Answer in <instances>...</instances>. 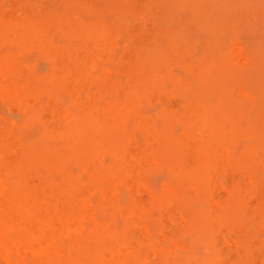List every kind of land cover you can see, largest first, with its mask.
<instances>
[{
	"label": "bare ground",
	"instance_id": "1",
	"mask_svg": "<svg viewBox=\"0 0 264 264\" xmlns=\"http://www.w3.org/2000/svg\"><path fill=\"white\" fill-rule=\"evenodd\" d=\"M3 1L6 6L8 4L10 6L5 7ZM60 1L65 7L63 12L46 10L44 4L35 11L37 9L32 7L33 3L30 0H26L27 4H24V0L0 1V45L3 46L2 48L0 46V51L3 52L0 56V101H4L8 108L22 113L20 123L4 119L0 115V264H144L146 261H152L153 264H233L235 255L232 256V253H236V248L237 254L240 250L242 251L240 253L249 251L248 255H253L250 250L257 249L255 247L260 243L257 244V236L255 239L247 237L246 232L251 224L249 221L238 219L234 224L231 219L226 218L224 227L221 226L230 231L231 239L224 240L219 234V225L222 222L219 211L228 206L227 202L230 204L233 202L232 205L236 206L234 197L241 191L237 192L238 189L234 190L235 187L231 190L229 185L240 176L242 168L238 171L233 165L220 167L222 150L229 144L217 146L215 144L217 140L213 143L217 147H214L208 136L203 135L204 126L212 125L209 123L211 119L209 117L221 113L220 108L216 109L218 103H214L215 108L209 104L208 108L211 106L217 110L216 113L219 111L218 114L210 112L209 117L208 110L200 115L201 109H198L200 116L196 115L194 100L188 106L183 101L181 104L186 108L178 115L173 111L171 115L167 113L169 116L165 117V113L170 110L168 104L174 97L171 92L174 83L172 85L167 79L164 83L160 82L162 79L159 72L162 71L157 70V65L159 67L157 58L151 57L153 50L155 51L154 47L150 56L148 53L151 52L147 51L148 55H144L140 50L143 56L132 50H123L119 56V48L118 51L115 50L117 38L115 34L119 33L114 32L115 30L121 32L122 28L119 29L118 26L115 28V25L113 27L115 30L111 31L112 28L110 29L111 26L108 25L111 22L108 21L106 24V18H103L105 22L101 20L90 22L88 18L86 19V13L92 11V3L84 4L83 0ZM119 3L122 4L121 1ZM79 5L83 8L85 17H81L83 13L80 15L68 12L70 8ZM50 25L51 27L58 25L60 28L59 30L56 27V30L60 31V38L57 40L58 32L54 30L55 28L51 29ZM131 39L130 36L129 40ZM133 40L136 43L135 39ZM110 41L114 45L113 48L108 47ZM26 46L35 48L36 62L37 60L39 62L38 57L41 56V59L49 60L48 63L51 64V71L44 78L42 88L27 80L25 73L30 62L20 60L18 52ZM13 47H16V52ZM5 48L8 50L4 51ZM36 50L40 53L37 54L38 59ZM160 50L162 51L161 47ZM96 56L101 58L104 56L102 60L106 57L109 66H103L101 71L99 65L102 60L97 61ZM116 62L119 63L117 68ZM145 63L148 65L146 67L149 71L145 72L148 75L142 74ZM110 65L111 69L114 66V70L109 68ZM202 65L205 67L204 63ZM115 68L122 73H128V78L123 74L117 76ZM199 70H202V67ZM204 71L200 73L207 72ZM118 77L124 78L120 81ZM219 81L221 80L217 81L220 85ZM144 82L153 88L149 91L148 87L141 86ZM182 82L186 85L184 81ZM96 84L98 88L93 90ZM141 87L147 89L144 91V94L149 95L147 99L164 103H161L163 106L161 105L162 108L158 111L161 116L158 114L157 118L152 117V120L156 119L157 122L148 120L149 116L139 110L144 109L138 106ZM181 87L182 84L179 93L183 91ZM178 89L176 88V93ZM62 92L69 98L68 105L61 102ZM110 93L115 94L114 101L103 102L104 97ZM221 93L219 97L223 95ZM190 97L191 95L188 96ZM143 99L147 100L146 97ZM144 100L141 98L140 101ZM236 111L233 110L234 114ZM128 118L134 119L142 139L135 131H126L123 128L122 122ZM178 119L183 123L179 121L175 123ZM211 120L215 122L213 118ZM30 122L39 124L40 139L24 138L23 127ZM158 122H163V128ZM176 125L182 129L184 127L183 130L187 131L189 138L176 137L174 131L172 132L173 126ZM216 126L218 127V124ZM208 132L210 133V131L206 133ZM218 138L221 143V138ZM101 153L112 157L113 162L107 164L100 156ZM249 155L247 156L250 157ZM247 156L245 154L242 157ZM69 159H74L75 167L79 173L86 175L87 179H82L80 174H65ZM252 160L246 159L244 165L249 166ZM151 166L166 171L170 183L173 181L171 185L176 192V202L186 204L188 207H185L182 214L183 221L173 207V200L168 199L163 192L161 195L156 189L152 191L148 178ZM244 170L241 173H244ZM217 174L224 176V179L227 177L228 186L218 183ZM119 182L124 184V192L130 197L127 204H121L117 194L116 185ZM256 191L250 192L253 195L252 204L251 198L247 199V195V200H244L245 202L250 200L248 204L238 206L239 208L242 205L239 209L249 216L258 215L256 202L264 200V191L254 196ZM154 192L160 195L156 194L159 198L155 197ZM194 192L201 195L198 200L200 205L192 204L193 201L189 198ZM94 197L97 198L96 202L92 201ZM154 208L158 212L156 218L152 217ZM87 217H95L97 221L84 226L82 219ZM138 219L145 221L150 231H155L159 226L160 228L163 226L162 230H165L166 224L171 225L166 233L173 236V240L171 238L170 241L175 244L181 239L180 235L189 233L192 242L189 245L188 257L181 259L175 253L170 255L174 249L172 246V249L166 248L167 251L171 249L169 254L166 250L162 251L164 249H160L161 252L156 251L149 239L136 235L133 223ZM252 224L257 225L255 222ZM174 231H177V234L173 235ZM251 255L247 258L246 264H249L247 261L250 262ZM254 259L256 260L255 256L251 260L252 263Z\"/></svg>",
	"mask_w": 264,
	"mask_h": 264
},
{
	"label": "rangeland",
	"instance_id": "2",
	"mask_svg": "<svg viewBox=\"0 0 264 264\" xmlns=\"http://www.w3.org/2000/svg\"><path fill=\"white\" fill-rule=\"evenodd\" d=\"M6 1H9V0H6ZM120 1L122 2V4L119 3ZM30 2H32L33 4L36 3V5L31 4L34 9H37L35 11H38L39 8L43 7V4H44V7H46L45 8L46 10L51 9V10L59 11V12L65 11L64 10L65 7L63 6L60 0H30ZM37 2H40L39 3L40 5ZM51 2H53V4ZM83 2L84 4L85 3L93 4L91 13L90 12L86 13L87 15L86 19L88 18L90 22L91 21L94 22L95 20H96L95 22H98L100 20L105 22L106 20V24L111 22L110 24H108L109 26H111L110 29L112 28L111 31L112 30L114 31L117 26L119 29L122 28L120 29L121 32L120 31L118 32V30L117 31L115 30L114 32V34L119 33L118 35L115 34L117 37V38L115 37L116 38L115 50L116 51L119 50L118 51L119 56L120 54H122V52H124L123 50H130V51L132 50L136 52L138 51L139 53L141 51V53L144 52L143 53L144 55L149 54L150 56L152 55L151 50H153V47L155 51L157 50L161 51L160 50V47H161L162 49L161 52H163L164 54L161 52L159 53L158 51L155 52L153 50V55L151 56V57L155 56V58H157L158 64H159V67L157 65V68H158L157 70L162 71V72H159V76L162 79L160 82L164 83L165 82L164 80L167 79L168 81L167 80L166 81L172 83V85L174 83V86H171V84H169L171 86V92L174 97L168 104V107H170V110L165 113L166 114L165 117L169 116L167 115V113L171 115V112L173 111L177 113V114L175 113V115H178L179 112H181L183 109L186 108L181 103L185 101L186 106H188V104L191 103L192 100H194V103H195L194 107L196 108V115L198 117L207 110H208L207 114H209L207 115L208 117L210 116V112L218 114V112L220 111L222 113V115L221 113H219V115H213L215 117H211V116L209 117L211 119L213 118L215 122H212V120L209 119V123H211L212 125L206 124L204 126L203 135L206 137L208 136L207 138L211 144L215 143L217 140L218 141L215 143L217 144V146L218 145L221 146L222 144H229L228 146H226L227 147L226 149L227 150L229 149L230 151H227L225 148L222 150L223 157L220 158V164H219L220 167L223 168V165H225V167H229V166L231 167V165H233L234 168H236L238 171H240L239 169L241 168H242L241 171L245 169L244 173L246 174L241 173L240 171V176H239L240 178L238 177L233 182L234 186H233V183L229 185L231 190L233 187H235V189L233 188L234 190H236L237 188L238 189L237 192H239V190L241 192L238 193L234 197V202L237 207L233 206L232 205L233 202L231 201L232 204H230V202H227L228 206L224 210L219 211L220 218L222 221L219 225L220 227L219 234L223 236L224 240L231 239L230 231H227L226 228H223L225 224L224 221L226 218H229V220L231 219L234 222V224L236 223L238 219L249 221L251 224H250V228L246 232L247 237L254 238L255 236H257L259 239L258 240L256 237L257 244L262 243V245L261 246L260 244L256 245L258 247H255V248H257L258 250L257 249L250 250V253H252L255 256L256 260L254 259L255 261H253L254 263H252L251 260L253 259L254 256L250 254L252 256L251 260L249 259L251 263L249 261H247V263L264 264L263 263L264 257H262L264 256V253H263L264 252V249H263L264 248V240H263L264 235H262L264 234V200H260L259 202L257 200L256 202L258 204V209H259L257 210L259 212L258 213L259 218H258V215L249 216L243 210H240L242 208V205L241 207H239L240 209L238 208L240 204H245L250 201L249 200L245 202L247 199L251 198L250 204L253 203L252 201L253 195L250 192H254L257 190L256 194H254V196H256L259 192L264 191V187L261 188L262 186H264V141H263L264 140V0H170V1L169 0H83ZM25 3H26V0H24V4ZM170 3L172 5H170ZM5 4L6 3L4 2L3 5L5 7L10 6L9 4L7 6ZM20 6L22 7V9H24L22 5ZM36 6L37 7L40 6V7L37 8ZM123 6L124 8H121ZM24 7L25 9H27L26 5ZM68 10L69 9H67V11ZM99 11H102V12H99ZM68 12L76 13V14L83 13L82 15L80 14L81 17L85 15L84 14L85 12L83 11V8L81 7V5L70 8V11ZM116 13L118 14L119 17L116 16L117 15ZM98 17L100 19H98ZM93 18L94 20H92ZM103 18H106V19L104 20ZM115 18L116 20L114 21ZM119 22L121 23V25H119ZM64 24L66 25V22H64ZM114 26L115 28H113ZM56 27L60 30L58 25ZM56 27L54 25V27H51V29L55 28L54 30H56ZM53 31L52 32L50 31V32L53 33ZM56 31H54V33ZM59 32L56 34V40L57 38H60ZM166 34L168 35L169 38L166 37L167 36ZM130 36L132 38L131 40H129ZM141 37H142V40H141ZM133 39H135L136 43L137 42L138 43L137 44L134 43ZM145 46L147 47L148 50L146 49ZM2 47L3 46H1V48ZM108 47L110 48L114 47L111 41L109 42ZM5 49L6 50L4 51L8 50L7 48ZM13 49H15V52H16V47H13ZM22 49H24L25 51ZM22 49L18 50L21 56L20 60H23V62H28V63L30 62V64H27V66L29 65L30 66L27 67L26 73H25L28 78L24 74L25 79L27 78V80H29V83L31 81L33 84H35V86L42 88L44 86V78L51 71L50 70L51 64L49 65L48 63L49 60L46 61V59L45 60L41 59V56H39L38 58H40V60H43V61L39 60L38 62L37 54L40 55V53H38L39 51L37 52L36 50L37 52L36 53L37 62H36L35 52H34L35 48L26 46V48L24 47ZM147 51L151 53H148ZM93 52H97V50L95 51L93 50ZM1 53L3 54V52L0 51V56H1ZM141 53L139 55H142ZM157 53L159 57L157 56ZM96 54L98 55V53ZM130 56H131V53H130ZM96 57H97V61H100L102 60L104 56L102 58L101 56L100 57L96 56ZM163 57H167V58L164 59ZM161 58H163L164 60ZM103 60H104V63H103ZM103 60L101 61L99 65V68H101L100 69L101 71L104 68L103 66L108 65L106 63L108 62L106 57ZM202 60H205V61H202ZM145 62H148V61L145 60ZM203 63L205 67H203L202 65ZM101 64L103 65L101 66ZM114 64L115 63L113 62V65ZM146 65L147 63H145V67H144L145 69L143 70L144 73H142L143 75L148 73L149 71ZM165 65L166 67H164ZM117 66H119V63L117 64L116 62L115 67L117 68ZM201 67H202V70H199L201 69ZM97 68H98V63H97ZM109 68L111 69V65ZM116 68H115V72H117V76H121V74H123L125 78H128L129 76L128 73L126 72L122 73L121 71H117ZM111 70H114V66L112 67ZM204 70L207 72H205ZM200 71L202 73L204 71L205 74L200 73ZM199 74H201V76H199ZM166 75H168L167 78H166ZM124 77H121L120 78L121 80L119 79V77L118 79L122 81V78ZM199 77H202V78H199ZM196 78H198L199 80L198 79L196 80ZM27 80H25V82H28ZM218 80H221L219 81L221 82L220 85L217 82ZM126 81H128V79H126ZM182 81H184L186 85H184ZM197 81L201 83H197ZM181 84H182L181 88H183V91L182 93H179L181 92V89H180ZM141 86L148 87L149 91L153 88L151 87V85H149L150 87L147 86V82H146V85L144 82L143 85ZM93 88H94L93 90H95V88L97 90L98 88L97 84H96V87H93ZM143 88L141 87V90H140L141 93H140V98H138L139 99L138 106L139 107L142 106V108H144L142 110H144V112H147V114L144 113L140 108L139 110L143 114H145L147 117L149 116L148 120L157 122L156 119L152 120L153 119L152 117L157 118L158 114H160L161 116V113H159L158 111L160 110V108H162L161 103L163 102L155 100V99L152 100L150 98L147 99L149 95L144 94V91H147V89L145 88L144 90ZM176 88H179L178 89L179 91H177L178 93L175 92ZM196 88L198 89L200 88V90ZM197 90L199 94L197 93ZM203 90L205 91L203 92ZM186 91L188 95H185L187 94ZM195 93H197V95ZM220 93L221 95L223 94L222 95L223 97L226 94L228 95V96L227 95L225 96L226 98L224 97V99L226 100H224L222 96L219 97ZM111 94L112 93H110V95H107L108 97L107 96L104 97V100L102 101L103 102L114 101L113 95L115 94H112V95ZM174 94H177V95H174ZM190 95L191 97L188 98V96ZM143 97H146L148 101L144 100L145 98L143 99ZM216 97H217V100H216ZM141 98L144 101H140ZM204 98L206 100H204ZM68 99L69 98H67V96L62 92L61 102H63L64 105H68V102H69ZM189 99H190V102H189ZM199 99L201 100V102ZM3 102L4 101L2 102L0 101V115L4 119H8V120L11 119V120H14L20 123V120H22L21 119L22 113L19 111L13 110L11 108H8V106L4 104ZM223 102H225L226 104ZM157 103H158V106H157ZM214 103H218L216 105V109L220 108V110L217 113L215 112L216 109H214L215 108ZM221 103L225 105L222 107L223 104L221 106L219 105ZM209 104H211V106L213 105L214 108L211 106L208 108ZM36 105H38V103H36ZM158 107L159 109L157 110ZM198 109H201V111ZM233 110L234 111L237 110L235 112L236 115L234 114ZM198 111H200V115ZM239 111H241L242 113H239ZM231 112H233V115L231 114ZM171 117L172 116H170V118ZM178 121L182 122L181 120L178 119L175 121V123H177ZM162 123L158 122L161 128H163ZM217 124H218V127L216 126ZM122 125L126 131L133 130L137 133L138 137L140 138L142 137L141 134H139L140 132L137 131V124L134 121V119L132 118L125 119L122 122ZM25 126L23 127V131H22L24 133L23 134L24 138L26 137L27 140L40 139V136H39L40 126L38 123L30 122V123L25 124ZM180 126H182V124ZM180 126L179 125L173 126L172 128V132L174 131L173 134L178 138H182V139L189 138L190 135L187 133V131L183 130L184 127L182 129V127ZM209 126L213 128L211 129ZM215 127L217 128L215 129ZM213 129L215 131H213ZM207 131H210V133L209 132L206 133ZM212 137H214V139H211ZM218 137L221 138L220 139L222 141L221 143ZM215 144H213V146ZM232 144H234L235 146H232ZM217 146H214V147H217ZM244 153L246 154V156L249 155L250 153H252V155H249L250 157L248 156L242 157V156H245ZM226 155H228V157ZM100 156L104 159V161L107 164H110L113 162L112 160L113 158L108 155H102L101 153ZM253 157L254 159L252 160ZM246 159H248V161L252 160L249 166L244 165V162L246 161ZM155 168L151 166L149 168V175H148L152 191L156 189L158 190V193H161V195L163 192L167 198L169 197L168 199L173 200L174 201L173 207L178 211V215L183 221L182 214L185 211V207H187L185 206L186 204L185 205L180 204L181 199L179 200L180 203L176 202L177 201L176 196H175L176 192H175V189L171 185L173 184V181H171L170 183V180L168 179V175L166 176V171L164 172L162 171V169L158 170L159 167L157 169ZM220 173L223 175H226L224 172H220ZM65 174L67 175H79L80 174L82 179H87L86 175L79 173L78 169L75 167L74 159H69L67 161V165L65 168ZM216 177L220 185L228 186V180L226 179L227 177L225 178L226 180L223 178L224 176L219 175V174H217ZM116 191H117L118 196L121 199V204H125V203L127 204L130 200V197L124 192V184L119 182L116 185ZM233 191H231V193H233ZM158 193L154 192L153 194H155V197H156V194ZM234 193H236V191ZM247 195H248V198L246 199ZM200 196L201 195L197 192L190 194L189 198L193 201L192 204L200 205L201 203L198 202ZM156 198H159V197L157 196ZM156 198H154V200H157ZM92 201L96 202L97 198L94 197ZM153 211L154 212L152 213V217L156 218L158 214L157 209L154 208ZM95 221H97V218L95 217H92V218L87 217V218L82 219V223L84 226L94 224ZM253 222H255L258 225V226L256 225L257 228L255 224H252ZM166 225L167 227L165 228V230L164 229L162 230L163 226H161V228L159 226L158 228L155 229V231H150L147 227L146 222L143 220L138 219L137 221L133 223L136 235L143 236L144 239H149L150 242L153 244V248L155 247L156 251L161 252L160 249H164L162 251H165L166 248L170 247L172 249L173 247L174 248L172 249L173 253H170V255L171 254L174 255L175 253L179 258L185 259L186 257H188V254H189V245L192 242V236H190L189 233H184L183 235H180L181 239L177 242V244H175L172 241L173 236L171 237L169 233H166L168 229L171 228V225H168V224ZM175 234H177V231H174L173 235ZM171 238L172 240L170 241ZM260 239H262L261 240L262 242L260 241ZM171 249L170 251L166 250V252H168L169 254V252H171ZM138 250H140V248H138ZM240 252L242 251L239 250L238 251L239 254H237V248H236V253H232V256L235 255L233 257L234 258L233 264H236V263L246 264V260L250 256L248 255L249 251H246V252L244 251V253H246L245 256L242 255L244 253H240ZM260 253L261 254L263 253L262 256ZM163 254H167V253H163ZM235 260L237 261L236 263H235ZM146 263L153 264L152 261H146L144 264Z\"/></svg>",
	"mask_w": 264,
	"mask_h": 264
}]
</instances>
